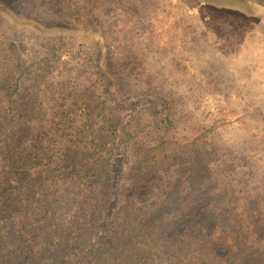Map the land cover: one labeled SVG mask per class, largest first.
Segmentation results:
<instances>
[{
  "label": "rangeland",
  "instance_id": "1",
  "mask_svg": "<svg viewBox=\"0 0 264 264\" xmlns=\"http://www.w3.org/2000/svg\"><path fill=\"white\" fill-rule=\"evenodd\" d=\"M110 240L264 264V0H0V264Z\"/></svg>",
  "mask_w": 264,
  "mask_h": 264
},
{
  "label": "trees",
  "instance_id": "2",
  "mask_svg": "<svg viewBox=\"0 0 264 264\" xmlns=\"http://www.w3.org/2000/svg\"><path fill=\"white\" fill-rule=\"evenodd\" d=\"M148 235H150V233H147V232L133 233L132 242L138 240L137 238H139L140 239L139 242H142L143 244L144 243L148 244V242L145 241L149 238ZM97 244L98 245L96 248H94L95 251L93 252L92 255L94 256L95 261L98 264H125L127 263V261H124L119 256H116L115 254H113L114 247L112 246L113 244L111 243V240L109 242L101 241ZM153 244H155V242H153Z\"/></svg>",
  "mask_w": 264,
  "mask_h": 264
},
{
  "label": "flooded vegetation",
  "instance_id": "3",
  "mask_svg": "<svg viewBox=\"0 0 264 264\" xmlns=\"http://www.w3.org/2000/svg\"><path fill=\"white\" fill-rule=\"evenodd\" d=\"M251 5V4H250Z\"/></svg>",
  "mask_w": 264,
  "mask_h": 264
}]
</instances>
